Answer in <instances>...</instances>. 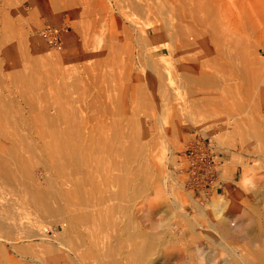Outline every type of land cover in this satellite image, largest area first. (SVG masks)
Instances as JSON below:
<instances>
[{
	"label": "rangeland",
	"instance_id": "1",
	"mask_svg": "<svg viewBox=\"0 0 264 264\" xmlns=\"http://www.w3.org/2000/svg\"><path fill=\"white\" fill-rule=\"evenodd\" d=\"M0 264H264V0H0Z\"/></svg>",
	"mask_w": 264,
	"mask_h": 264
},
{
	"label": "built area",
	"instance_id": "2",
	"mask_svg": "<svg viewBox=\"0 0 264 264\" xmlns=\"http://www.w3.org/2000/svg\"><path fill=\"white\" fill-rule=\"evenodd\" d=\"M61 30V27L54 23H44L39 33L47 43L59 44ZM224 162V155L214 148L211 141L202 137L190 140L178 155V166L183 181L191 189L201 192L219 184Z\"/></svg>",
	"mask_w": 264,
	"mask_h": 264
},
{
	"label": "crops",
	"instance_id": "3",
	"mask_svg": "<svg viewBox=\"0 0 264 264\" xmlns=\"http://www.w3.org/2000/svg\"><path fill=\"white\" fill-rule=\"evenodd\" d=\"M111 196H109V198L110 199H112V198H116L117 196L114 194V195H112V194H110ZM116 196V197H115ZM225 224H226V222H225ZM116 225V224H115ZM112 226V225H111ZM112 227H115V226H112ZM226 228V227H225ZM227 230V229H226Z\"/></svg>",
	"mask_w": 264,
	"mask_h": 264
},
{
	"label": "bare ground",
	"instance_id": "4",
	"mask_svg": "<svg viewBox=\"0 0 264 264\" xmlns=\"http://www.w3.org/2000/svg\"><path fill=\"white\" fill-rule=\"evenodd\" d=\"M108 196V195H107ZM116 197V196H115ZM43 200V199H42ZM119 227H120V225H119ZM132 245V244H131Z\"/></svg>",
	"mask_w": 264,
	"mask_h": 264
}]
</instances>
